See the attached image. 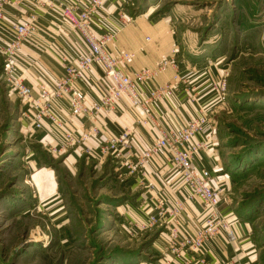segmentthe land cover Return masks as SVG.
<instances>
[{"label": "rangeland", "instance_id": "obj_1", "mask_svg": "<svg viewBox=\"0 0 264 264\" xmlns=\"http://www.w3.org/2000/svg\"><path fill=\"white\" fill-rule=\"evenodd\" d=\"M119 1V20L125 23L137 18L174 23L188 47L198 53L193 60L214 66L221 76L218 89L225 83L222 98L218 90L219 111L210 110L213 120L206 125H215L222 168L233 182L230 200L220 209L231 207L236 220L250 224L264 264V0ZM4 45L0 264H215L208 260L205 244L218 237L197 250H182L180 240L197 232L186 227L190 221L181 223L185 206L177 215L171 212L178 201H158L147 208L150 201H144L132 182L146 165L133 174L128 167L136 157L97 159L84 150L76 157L72 156L76 147L63 150L62 145L36 141L28 105L9 92ZM14 74L20 78L16 60ZM36 158L55 175L57 193H46L37 183L31 168ZM196 168L209 171L213 180L209 169ZM185 190V199L193 201ZM158 212L165 215L151 226L148 220Z\"/></svg>", "mask_w": 264, "mask_h": 264}, {"label": "crops", "instance_id": "obj_2", "mask_svg": "<svg viewBox=\"0 0 264 264\" xmlns=\"http://www.w3.org/2000/svg\"><path fill=\"white\" fill-rule=\"evenodd\" d=\"M61 2L62 0H20L16 4L9 3L4 8V19L0 25V48L10 37L9 29L29 22L33 16L37 17V31L29 37L16 58L18 75L34 88L36 95L41 87L49 86L64 76L62 58L75 65L86 52L79 34L63 18ZM119 3V0H105L102 9L93 18V32L98 36L109 32L117 34L116 42L108 49L116 56L123 53L133 55L124 68V72L132 77L143 69H155L163 58L175 57L176 67H167L158 72L149 83L140 86L142 94H147L152 88L174 83L176 76L178 88L174 96L152 102L146 114L123 99L114 109L101 112L93 121L73 117L67 100L56 102L55 112L72 132L82 134L93 126L101 132L100 137L76 147L72 156L78 157V153L85 149L96 153L103 139L127 131L132 138L133 160L148 150L161 135L179 130L201 116H206L211 121V115L219 111L216 106L222 97L218 94L217 86L221 76L214 66L195 62L193 56L198 53L188 47L185 36L180 35L174 23L166 19L137 18L129 24L119 20ZM109 84L110 81L103 77L102 72L94 68L77 86L86 95L87 102L91 103L101 98L104 87ZM34 138L45 146L59 147L62 143V133L47 122L42 129L36 131ZM194 141L206 144L197 156L195 166L212 172V185L219 191L222 206L226 199L230 200L233 182L222 168L215 125L210 124ZM31 168L44 192L57 193L55 175L44 168L40 159H34ZM132 182L141 190L144 201H150L147 208L158 201L173 203L184 200L185 215L181 223L190 221L191 226L186 227L193 233L202 227L204 212L200 201L185 199L186 188L181 175L168 162L164 153L155 156L143 169H139ZM222 212L238 241L229 243L225 237H218L213 242H207L205 251L208 260L215 264H261L260 252L251 238L250 224L236 220L231 207L223 206Z\"/></svg>", "mask_w": 264, "mask_h": 264}, {"label": "built area", "instance_id": "obj_3", "mask_svg": "<svg viewBox=\"0 0 264 264\" xmlns=\"http://www.w3.org/2000/svg\"><path fill=\"white\" fill-rule=\"evenodd\" d=\"M18 1L20 0H0V25L4 19V8L9 3L16 4ZM104 2L105 0H62V16L79 34L86 52L75 65L70 64L66 58H62L64 76L49 86L41 87L37 95L32 86L14 74L15 60L19 51L29 37L37 31V17L33 16L29 22L11 28V38L2 48L5 56L4 75L9 92L28 105L29 115L27 116L34 129H42L43 124L47 122L62 133L63 150L83 146L91 139L100 137L101 132L95 126L84 130L82 134L72 132L55 112L56 102L67 100L73 117L93 121L101 112L114 109L123 99H127L133 108L141 109L146 114L152 102L174 96L178 88L176 76L174 83L152 88L147 94H142L140 86L149 83L158 72L167 67H176V59L174 56L163 58L155 69H143L133 77L127 75L124 68L132 60L133 55L123 53L116 56L108 50L109 46L116 42L117 34L113 32L98 37L91 28L93 18L102 9ZM94 68L100 70L110 84L104 87L98 101L88 103L86 95L77 84ZM225 87L223 82L219 89L217 88L221 97L225 95ZM207 122L209 119L201 116L179 130L161 135L148 150L136 157L135 164L130 163L131 165L128 166L133 174L155 156L164 153L168 162L180 173L184 187L190 192L189 200H199L203 204V226L193 237H184L180 240L182 250L185 252L197 250L207 241L217 237H225L229 243L238 241L236 233L220 209V194L211 184V173L204 169L199 170L193 163L194 156L204 148L202 143L195 142L194 139L205 131ZM84 151L97 159L107 157L124 159L128 156L130 158L132 138L129 132L123 131L103 139L96 153L90 149ZM183 211L184 205L178 201L171 214H182ZM164 215V212H158L150 216L148 223L153 226Z\"/></svg>", "mask_w": 264, "mask_h": 264}]
</instances>
